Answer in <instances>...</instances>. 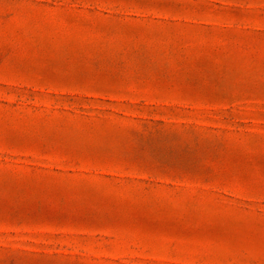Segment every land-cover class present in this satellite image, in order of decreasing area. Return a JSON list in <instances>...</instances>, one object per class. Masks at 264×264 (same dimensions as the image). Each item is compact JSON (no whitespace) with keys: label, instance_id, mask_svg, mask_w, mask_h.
Wrapping results in <instances>:
<instances>
[{"label":"rangeland","instance_id":"374dc122","mask_svg":"<svg viewBox=\"0 0 264 264\" xmlns=\"http://www.w3.org/2000/svg\"><path fill=\"white\" fill-rule=\"evenodd\" d=\"M0 264H264V0H0Z\"/></svg>","mask_w":264,"mask_h":264}]
</instances>
